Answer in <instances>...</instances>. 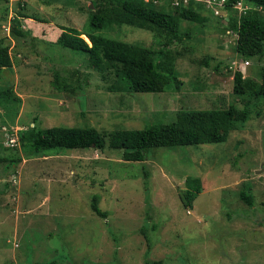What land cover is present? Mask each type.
Masks as SVG:
<instances>
[{
    "label": "rangeland",
    "instance_id": "374dc122",
    "mask_svg": "<svg viewBox=\"0 0 264 264\" xmlns=\"http://www.w3.org/2000/svg\"><path fill=\"white\" fill-rule=\"evenodd\" d=\"M21 2L46 21L24 18L25 35L16 40L10 25ZM86 4L89 0H0V38L9 43L14 62L0 70V91L9 87L21 98L16 105L0 93V128L14 120L15 129H26L36 117L41 128L92 126L107 133L171 121L180 110L244 107L247 95L234 93L233 76L239 71L258 80L264 51L249 64L232 61L235 34L224 29L225 17L211 23L215 16L206 11L208 24L181 23L189 38L172 45L188 49L175 63L181 81L176 88L130 93L109 90L114 79L102 80L85 54L57 45L60 26L87 28L88 11L81 8ZM101 32L153 43L149 31L129 25ZM206 57L209 65L202 62ZM53 72L82 89L56 90ZM13 106L19 110L14 119ZM0 165V264H142L146 251L165 264H264V97L252 98L247 119L234 125L225 142L159 147L139 162L125 161L120 150L108 147L54 148L13 169ZM187 176L199 177L202 191L184 208L179 193ZM246 183L257 214L239 197ZM96 194L107 210L104 218L90 208ZM254 214L262 226L252 220Z\"/></svg>",
    "mask_w": 264,
    "mask_h": 264
},
{
    "label": "trees",
    "instance_id": "16d2710c",
    "mask_svg": "<svg viewBox=\"0 0 264 264\" xmlns=\"http://www.w3.org/2000/svg\"><path fill=\"white\" fill-rule=\"evenodd\" d=\"M175 1H178L175 4ZM242 2L243 9L236 8ZM91 4L92 6L88 7ZM81 8L88 11L87 28L78 30L70 26H60L61 32L56 40L58 47L67 48L85 54L84 60L88 67L95 70L104 81L114 79L109 90H121L130 93H159L176 88L180 84L179 73L175 63L188 50L185 46L180 49L172 48L173 44H183L189 38L188 32L181 30V23H195L198 28L209 23L208 11L213 9L203 0H89ZM221 13L210 21L227 19L224 29L235 34L233 47L235 56L232 61L241 58L242 63L249 64V58L263 56L264 51V0H226L221 7ZM262 11H259V9ZM25 3H19V9L14 15L10 32L16 40L25 35L21 27L24 18L45 22L43 17L35 13L26 12ZM212 12H211V10ZM206 13V14H205ZM129 25L149 31L153 43L141 45L110 37L101 30L111 26ZM29 33V32H28ZM88 38L89 42L83 36ZM20 36V37H18ZM181 46V45H179ZM9 43L0 38V70L13 67V56L9 52ZM209 58L202 61L209 65ZM230 61V62H232ZM216 61L215 68L219 66ZM234 93L247 95L244 107L237 108L234 104L226 107L219 106L210 109L180 110L171 121H160L141 129L117 128L107 133L98 131L92 126H53L41 128L36 124H28L20 132V149L3 147L0 144V163L5 170L13 169L26 157L35 156L54 148L67 149H98L105 147L122 152L125 161L139 162L146 158L147 152L157 148H177L204 143L225 142L234 125L247 119L248 104L253 97H264V66L260 69L259 79L243 78L237 71L233 76ZM53 87L62 92L74 93L82 89V84L75 86L53 72L51 80ZM2 92L7 101H15L19 105L21 98L11 88ZM14 119L18 116L17 107L12 108ZM14 122V120L12 121ZM8 150V151H7ZM7 151V153H6ZM1 166V165H0ZM3 170L2 167H0ZM144 182H147L148 171L143 169ZM147 185V183H146ZM145 187L147 188V186ZM185 189L179 193L183 207H192L193 200L202 191L199 177L187 176L184 181ZM149 196V189L145 192ZM240 199L254 210V197L250 186L246 183L239 190ZM100 195H93L90 208L99 217H106L107 210L98 205ZM254 213L257 214V211ZM256 214L252 220L259 223ZM249 216V217H250ZM147 218H151L147 214ZM150 241V240H149ZM147 245L151 243L147 242ZM183 247V246H182ZM143 256L142 264H165V259L149 257V252ZM145 257V258H144ZM165 262V263H164ZM1 264H13L4 262ZM42 264H56L54 261ZM190 264V263H188Z\"/></svg>",
    "mask_w": 264,
    "mask_h": 264
},
{
    "label": "clouds",
    "instance_id": "9594fccd",
    "mask_svg": "<svg viewBox=\"0 0 264 264\" xmlns=\"http://www.w3.org/2000/svg\"><path fill=\"white\" fill-rule=\"evenodd\" d=\"M211 12H212V10H211ZM212 15L217 16L216 14H214V12L212 13ZM12 123H14V122L9 123L8 126L4 125L0 128V139H2V140H0V144L6 148L20 149L19 134H20V132L24 131L25 129L24 128L15 129V127L18 124H15V123L12 124ZM18 130H20V131H18ZM13 190L16 191L17 189L15 187H13Z\"/></svg>",
    "mask_w": 264,
    "mask_h": 264
},
{
    "label": "built area",
    "instance_id": "2783aa9c",
    "mask_svg": "<svg viewBox=\"0 0 264 264\" xmlns=\"http://www.w3.org/2000/svg\"><path fill=\"white\" fill-rule=\"evenodd\" d=\"M187 1L188 0H183L184 3H186ZM203 1L207 4V6L211 7V9H213L214 14L218 15L221 13L222 4L226 0H203ZM177 3H178V1H175V4H177ZM243 5L244 4L242 2H238L236 5V8L239 9L240 11H242V9L244 8Z\"/></svg>",
    "mask_w": 264,
    "mask_h": 264
},
{
    "label": "water",
    "instance_id": "95a60500",
    "mask_svg": "<svg viewBox=\"0 0 264 264\" xmlns=\"http://www.w3.org/2000/svg\"><path fill=\"white\" fill-rule=\"evenodd\" d=\"M90 6H92V5H90Z\"/></svg>",
    "mask_w": 264,
    "mask_h": 264
}]
</instances>
